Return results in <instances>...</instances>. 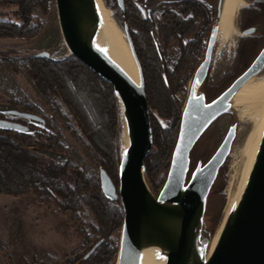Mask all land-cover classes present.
Masks as SVG:
<instances>
[{
    "label": "trees",
    "instance_id": "obj_1",
    "mask_svg": "<svg viewBox=\"0 0 264 264\" xmlns=\"http://www.w3.org/2000/svg\"><path fill=\"white\" fill-rule=\"evenodd\" d=\"M146 1L158 6L180 2L182 6L181 12L167 8L160 19L165 43L177 42L179 55L172 65L150 72L159 92L160 111L165 116L163 120L150 108L154 148L147 158L146 171L148 182L157 191L166 181L180 130L183 107L176 91L192 78L205 53L203 34L196 29L197 19L207 4L202 0ZM126 4V19L140 33L137 38L132 35L135 48L144 51L151 61L161 50L155 35L156 18L144 13L132 0H126ZM38 6L46 8L47 0H0V37L30 39L37 35L42 26L34 22L33 11ZM190 10L194 14L186 17ZM191 34L194 35L184 39ZM16 55L14 51H0V61L8 62L15 69H21L24 61L23 69L41 92L51 115L91 152L100 169L109 173L110 167L118 172L122 113L113 85L73 54L55 58ZM150 75L145 78H151ZM233 75L229 73L227 80ZM5 96L0 88V102L11 107L6 110L0 106V118L19 122L25 130L0 127V194L17 196L32 191L40 201L58 206L69 217L83 244L65 260L66 264L111 263L119 252V234L125 216L118 190L115 194L107 192L99 174H89L83 162H72L61 141L63 133L51 123L49 116L32 103H20ZM24 112L41 118L33 119ZM45 150L63 153L66 158L55 159ZM200 159L196 145L192 150L191 171ZM228 164L229 160L214 184L217 191H223L227 184ZM116 186L118 189V182ZM219 219L216 215L213 227L218 226ZM100 240L102 243L86 257Z\"/></svg>",
    "mask_w": 264,
    "mask_h": 264
},
{
    "label": "water",
    "instance_id": "obj_2",
    "mask_svg": "<svg viewBox=\"0 0 264 264\" xmlns=\"http://www.w3.org/2000/svg\"><path fill=\"white\" fill-rule=\"evenodd\" d=\"M117 1L121 8L125 7V0ZM56 3L70 54L113 85L123 113L118 189L108 171L100 169L104 190L111 194L118 190L125 211L118 264H144L152 259L161 264H264V131L240 199L223 224L211 252L215 232L206 214L208 200L230 157L238 133L237 119L230 124L214 154L205 162L200 159L191 171L192 150L211 124L231 109L234 94L264 67V49L245 72L207 101L202 87L210 73L220 31L224 0H218L205 56L194 73L182 111L169 172L159 192L155 193L146 178V161L154 147L151 109L143 69L127 21L124 28L138 67L139 84L112 55L98 0H56ZM34 57L55 58L49 50L36 52ZM23 114L36 120L41 118L38 114ZM0 127L25 130L24 125L7 118H0ZM44 152L58 160L66 158L58 152ZM102 241L97 242L86 257Z\"/></svg>",
    "mask_w": 264,
    "mask_h": 264
},
{
    "label": "rangeland",
    "instance_id": "obj_3",
    "mask_svg": "<svg viewBox=\"0 0 264 264\" xmlns=\"http://www.w3.org/2000/svg\"><path fill=\"white\" fill-rule=\"evenodd\" d=\"M103 1L107 9L110 11L111 16L116 20L118 26L121 28V30H124L122 32L123 34L125 33L124 36L127 42L128 39L124 28V24L126 21L129 26L131 37L132 35H134V37L136 38L140 37L138 28L134 24H129L128 20L126 19V0L124 8H121L119 6L117 0ZM132 1L136 3L144 13H147L148 7L151 8V6H153L151 8V11L155 9L154 15L152 16L156 18L155 35L156 39L159 41V45L161 46L159 55L154 57V59L150 61L145 56L144 51L136 50V54L140 60L145 77V75H150V72L154 68L160 70V67L170 66L177 59L179 55L178 43H165L164 33L160 26V19L162 18L163 12L167 8H173L178 12H181L182 6L180 2L171 4L166 3L164 5L156 7V3L150 4L147 1L145 2V0ZM202 1H204L207 6L206 9L201 12L199 18L197 19L196 31L199 30L200 32H202L205 45H207L215 22V16L217 15L216 6L218 0ZM246 5L247 0H243L240 11H238L235 16L234 21L236 28L235 32L231 35L232 39L230 36L229 40L225 43L222 40L221 36L218 35L215 51L213 54L211 70L207 81L203 85L204 88L205 85L208 84L213 86V90L216 92V96L217 94H220L221 90L230 81L226 79V74L230 68L231 61L234 56V48L240 36L239 15ZM33 14L35 16L34 22L39 23L42 26L39 33L30 39L20 37H0V51H14V53L17 54L16 56H32L34 55V53L41 50H49L55 57H65L70 55V51L69 53H65L62 48V43L65 41V39L63 37L61 25L59 22L56 0H47V7L43 8L41 6H38L33 11ZM193 14V11L190 10L187 16H192ZM205 18H207L206 22L204 21ZM193 35L194 34L186 35L184 39H187L188 37H191ZM24 64L25 63L23 61L20 66L21 69H15L8 62L0 61V88L3 91V94L6 95L5 97L13 98L20 103H32L41 111V113H43L45 116H49L51 123H53V125L63 133V138L61 139V141L65 145L66 152L68 156H70L72 162L76 164L83 162L86 165L89 174L100 175V168L95 163L91 152L81 142L74 139V137L64 128L62 123L59 122L57 117L51 115V113L49 112V106L44 101L41 92L39 91L35 83H33L31 77L23 69ZM193 76L184 85L183 88L176 91V97L180 100L183 108L185 107L188 99ZM145 81L147 82L146 88H148V91L150 92V97L148 96L150 108L153 110L154 114L158 115L164 120L165 116H163V113L159 108L160 98L157 86L155 84L156 82L154 78H152V76L151 78H145ZM0 106L5 108L6 110L11 109V107H8L7 104H3L1 102ZM236 119L238 120L239 129L238 113L231 107L229 111L216 119V122L214 124H211V126L206 130V132L202 135V137L196 144L198 154L201 156V160L205 162L214 154V152L217 150V148L225 138L230 124ZM123 121L124 119L122 113V134ZM228 160L229 164L226 171L227 184L230 179V170L232 167L231 155ZM109 173L112 176L114 182L116 184L117 182L119 183V170L118 172H115L112 168L109 167ZM227 184L223 191H217L216 187H214L209 196L210 198L208 200L206 214L211 220V227L214 232H216L215 230L217 229V227L219 228L220 225L221 227L223 226L232 205L238 199H240V196L243 192V190L241 191L240 187H238L234 201L227 211ZM152 189L155 193H158L160 190L159 189L156 191L154 190V188ZM216 215H218L220 218L219 224L217 227H213ZM121 233L122 231H120L119 234L120 240ZM82 244V237L76 233L74 227L69 221V217L64 214L58 206L40 201L37 198L36 194L32 191H27L17 196L9 193L0 194V264H66L65 260L73 255L74 252L79 250ZM108 264H118V255L111 261V263Z\"/></svg>",
    "mask_w": 264,
    "mask_h": 264
},
{
    "label": "bare ground",
    "instance_id": "obj_4",
    "mask_svg": "<svg viewBox=\"0 0 264 264\" xmlns=\"http://www.w3.org/2000/svg\"><path fill=\"white\" fill-rule=\"evenodd\" d=\"M98 2L104 18L106 30L109 35L112 55L114 59L129 73L131 78L139 84L140 76L138 67L124 36L125 33L123 34L122 32L124 30H121L116 20L111 16V13L105 6L104 1L98 0ZM241 6L242 0H224L219 35L225 43L235 32L236 25L234 20L236 14L240 11ZM62 44V48L65 53H69L70 50L66 41ZM230 102L232 104V108L238 113L239 129L230 154L232 157V167L230 170V179L227 184V211L234 201L238 187H240L241 191L243 190L249 172L253 167L252 165L255 163L259 144L263 135L264 71L248 79L234 94ZM238 200L232 205L228 215L232 213ZM221 228L222 227L220 225L213 236L210 252L215 247ZM144 264L161 263L152 259L146 261Z\"/></svg>",
    "mask_w": 264,
    "mask_h": 264
},
{
    "label": "flooded vegetation",
    "instance_id": "obj_5",
    "mask_svg": "<svg viewBox=\"0 0 264 264\" xmlns=\"http://www.w3.org/2000/svg\"><path fill=\"white\" fill-rule=\"evenodd\" d=\"M157 6L158 5H156V7ZM152 7L153 6H151V8ZM151 8H147L149 16L154 15L155 9L151 11ZM186 17L188 16L186 15ZM239 28L240 36L234 48V56L231 61L230 68L226 74L229 75L230 73L231 75H234L233 78L230 79L229 83H227V85H225V87L221 90V92L224 91L239 75L245 72L264 49V0H247V5L242 9L239 15ZM247 29L250 31L244 32V30ZM262 71H264V67L260 70V72ZM213 88L214 87L210 84L205 85V88H203L206 91L207 101H210L216 97V92L213 90ZM218 95L219 94H217V96ZM215 122L216 120L212 124Z\"/></svg>",
    "mask_w": 264,
    "mask_h": 264
}]
</instances>
